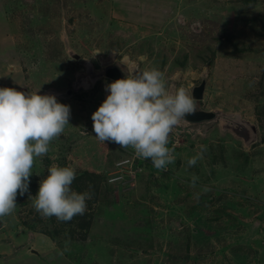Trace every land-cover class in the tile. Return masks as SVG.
I'll use <instances>...</instances> for the list:
<instances>
[{"label":"rangeland","instance_id":"374dc122","mask_svg":"<svg viewBox=\"0 0 264 264\" xmlns=\"http://www.w3.org/2000/svg\"><path fill=\"white\" fill-rule=\"evenodd\" d=\"M123 55L143 68L161 67L165 79L176 71L183 83L207 78L210 99L220 98L215 104L264 119V0H0V87L41 88L57 98L72 90L58 100L70 106L69 124L35 158L30 192L37 193L48 166L63 163L88 171L92 192L84 214H92L89 233L76 229L64 243V234L54 239L47 226L23 223L42 216L29 215L28 193L18 194L14 212L0 218V264H264L261 135L245 152L224 131L192 136L175 127L167 170L151 174L143 159L136 178L102 186L134 150L95 137L92 114L103 96L86 90L96 75L89 89L75 83L82 66L98 75ZM50 86L56 88L44 91ZM78 185L72 187L80 191Z\"/></svg>","mask_w":264,"mask_h":264},{"label":"clouds","instance_id":"9594fccd","mask_svg":"<svg viewBox=\"0 0 264 264\" xmlns=\"http://www.w3.org/2000/svg\"><path fill=\"white\" fill-rule=\"evenodd\" d=\"M124 78L105 86L106 99L92 114L95 137L121 148H132L138 158L150 160L159 171L173 162L167 146L169 136L188 114L196 111L192 96L184 87L173 91L165 74L156 67L140 69L127 63ZM41 89V88H40ZM25 93L0 87V218L11 215L17 196L28 193L32 206L43 218L68 222L87 211L89 190L72 187L76 170L52 164L32 195L29 189L37 157L45 156L50 143L69 124L70 106L54 94ZM195 163V158L188 161ZM39 174V173H37Z\"/></svg>","mask_w":264,"mask_h":264},{"label":"water","instance_id":"95a60500","mask_svg":"<svg viewBox=\"0 0 264 264\" xmlns=\"http://www.w3.org/2000/svg\"><path fill=\"white\" fill-rule=\"evenodd\" d=\"M65 15V12H63ZM60 31H67L66 25H62ZM111 71H107V76H112ZM88 73V72H87ZM85 74V73H82ZM264 86V80H261ZM78 82V81H77ZM18 91L21 90V87L14 86ZM80 85L75 83V88L78 89ZM56 87L50 86L47 92L54 90ZM26 89V88H25ZM71 88L68 89L67 93L61 97L68 99V95H71ZM68 94V95H67ZM61 98H57L61 100ZM179 131L187 132L193 136L195 133H210L215 130L224 131L227 134H230L233 139L240 142L245 152L249 151L258 141L261 135L262 140H264V119H261L260 122H255L253 120L247 119L243 116V111L240 107H235L234 110H229L228 108L221 107L217 104H213L210 108H203L201 106L196 107V111L192 114H188L185 117V120H182L177 126H175ZM174 127V128H175ZM188 128H197L194 132L188 130ZM148 169L151 174L159 172L152 164L148 165ZM76 177L81 175L88 174V171L85 172H76ZM31 253L37 256H40V252L35 248H31Z\"/></svg>","mask_w":264,"mask_h":264},{"label":"flooded vegetation","instance_id":"af4514ba","mask_svg":"<svg viewBox=\"0 0 264 264\" xmlns=\"http://www.w3.org/2000/svg\"><path fill=\"white\" fill-rule=\"evenodd\" d=\"M149 24H151V23H149ZM110 56H113L114 58H116L118 56V52L116 50H111L108 53V57H110ZM125 57H126V59L128 58L129 61L128 60H123ZM103 61H105L104 58H103ZM119 61L120 62L114 63L111 66L109 65V67L106 66L105 67V72L104 71H99L98 73L100 74V76H99V74L97 75L95 72H93L92 65L91 66L88 65L89 68H90V69H88V71L87 70L83 71V69L87 66V64H86V66L84 68L82 66V68H81L82 71H80V73L82 72V73H85V74H82V75L79 74L80 79H78L77 85H80L81 86L80 88H84V90L85 89H89V88H85V87H90V85H89V83L91 81L90 77L92 78V76L96 75L95 78L92 80L94 85L92 86V88L90 90H86V91L99 90V93L100 92L102 93L103 100H101V101L103 102L106 99V95H107V92L105 91V86L108 83H110V82H112V81H114L116 79L124 78V76L126 74L127 66L125 64H122L121 62L127 63L131 67H138L140 69H144L143 68L144 65L140 62V60H139V62L134 61V60L131 59L130 55H123L121 58H119ZM158 69L163 71V69L161 67H159ZM109 70L111 71L110 73L112 74V76H107L106 73ZM181 75H182V72H177L176 71L175 74H174V77L166 78L167 80L169 79L168 81L167 80L166 81H167L168 85L171 87V89L173 91L177 87H181V86L184 87L189 92V94L192 96L196 107L197 106H201L203 108H209V106H212L215 103H220V98H218V100H217V98L214 96L215 94L212 95V97L214 99L213 100L210 99V96H211L210 91H211V89H210V86L208 84L207 78H205V79L202 78L200 83H198L196 85L195 81H191L189 83H183V81L181 80ZM203 79L205 80L204 82H203ZM72 84H73V80H72V82L70 83V85L68 87H73ZM74 92H75V90H74ZM77 97H79V96H77ZM221 100L226 102L225 98H222Z\"/></svg>","mask_w":264,"mask_h":264},{"label":"trees","instance_id":"16d2710c","mask_svg":"<svg viewBox=\"0 0 264 264\" xmlns=\"http://www.w3.org/2000/svg\"><path fill=\"white\" fill-rule=\"evenodd\" d=\"M61 166H68V165L66 163H63V164H61ZM87 178L88 177L86 175H81L79 177H76L73 184L78 185L77 183L79 181L82 182V184L80 186L78 185L75 188H78L80 191L89 190L88 188H90V185L88 184L89 181L87 180ZM107 185H109V184H108L107 177H106L103 180L102 186L105 188ZM35 213H36L35 209L32 208L29 212V215L33 214L35 216ZM91 215L92 214H90V213L87 215H77L71 221H68V222L58 221L55 217L45 218V219H42V217H39V219L32 217V221L30 224L25 219H23V223L25 225H28L29 229H31V230H34V229L37 230L38 224H43V225L47 226V228L43 231L46 232L50 237H52L54 239H58L59 234H64L63 238H59L60 241H63L61 243H64V241L68 240L71 236L76 237V235L78 234L76 229H78V231L79 230L84 231V232L80 233L81 234L80 236H82V235L86 236L89 233L87 230H88V228H90L91 223H92ZM38 216H40V214ZM79 239L80 238H78V240Z\"/></svg>","mask_w":264,"mask_h":264},{"label":"built area","instance_id":"2783aa9c","mask_svg":"<svg viewBox=\"0 0 264 264\" xmlns=\"http://www.w3.org/2000/svg\"><path fill=\"white\" fill-rule=\"evenodd\" d=\"M144 161L135 155V152H130V155L115 163V172L108 175V183H125L131 178H136V175L143 171ZM146 167V166H145Z\"/></svg>","mask_w":264,"mask_h":264},{"label":"bare ground","instance_id":"6f19581e","mask_svg":"<svg viewBox=\"0 0 264 264\" xmlns=\"http://www.w3.org/2000/svg\"><path fill=\"white\" fill-rule=\"evenodd\" d=\"M113 54V53H112ZM115 55V54H114ZM103 56V55H102ZM127 57V56H126ZM103 59V58H102ZM129 61V60H128ZM107 95H108V92H107ZM107 95H106V97H107Z\"/></svg>","mask_w":264,"mask_h":264}]
</instances>
